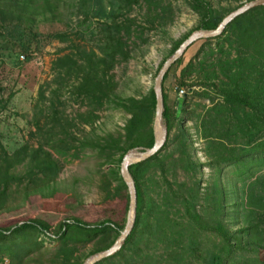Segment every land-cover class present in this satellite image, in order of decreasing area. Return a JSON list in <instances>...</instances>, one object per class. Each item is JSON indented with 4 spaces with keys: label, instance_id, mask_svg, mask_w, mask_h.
<instances>
[{
    "label": "trees",
    "instance_id": "obj_1",
    "mask_svg": "<svg viewBox=\"0 0 264 264\" xmlns=\"http://www.w3.org/2000/svg\"><path fill=\"white\" fill-rule=\"evenodd\" d=\"M62 1L0 0V49L26 60L39 51L43 40L67 43L69 49L52 60V79L39 88L31 133L36 145L26 143L10 153L0 142V213L13 208L15 194L23 193L24 200L30 192L53 197L60 171L56 157L76 156L85 149L94 152L101 167L108 166L101 174L105 198L123 193L128 205L120 175L122 157L130 149L153 145V86L140 97H122L115 69L129 61L137 40L149 42L146 31L164 30L174 22L172 1L71 0L76 28L85 26L75 34L87 31L94 43L90 49L73 41L66 31L37 29L40 22L62 15ZM184 1L198 17L195 30H214L240 7L221 12L207 0ZM136 8L143 11L141 20L132 15ZM188 36L176 41L169 55ZM181 64L180 57L162 82L164 145L149 159L129 167L136 189L134 225L121 248L96 264H264V6L237 16L220 35L202 39L180 69L176 91L198 86L193 93L209 102L198 104L199 112L188 111V93L179 98V115V99L168 104L163 83L170 70ZM69 101L77 105L74 117L66 113ZM107 108H120L130 117L120 131L97 135L93 126ZM192 119L205 141L206 165L215 174L203 192L198 177L203 164L193 158L185 127ZM169 145L174 149L166 152ZM177 168L191 172L193 180L169 181L168 171ZM7 222L8 226L0 227V264L29 262L42 248L40 236L45 234L57 243L51 263L83 264L112 246L125 226L109 219L95 225L77 218L55 224L21 218ZM89 243L93 246L82 257L79 247Z\"/></svg>",
    "mask_w": 264,
    "mask_h": 264
},
{
    "label": "rangeland",
    "instance_id": "obj_2",
    "mask_svg": "<svg viewBox=\"0 0 264 264\" xmlns=\"http://www.w3.org/2000/svg\"><path fill=\"white\" fill-rule=\"evenodd\" d=\"M176 8V18L166 29H153L146 31L144 37L149 38L147 44L137 40L136 46H132L133 52L129 61L115 69L116 79L119 82L118 94L122 97H140L146 94L153 86L158 71L165 60L171 56L169 51L172 45L185 36L196 31L198 22L197 15L192 12L184 0H171ZM213 8L223 11L235 9L251 0H207ZM71 0L62 1L60 11L62 15L56 19H49L38 24L37 29L42 33L53 31H66L73 41L80 43L86 49L94 48L92 36L87 32L75 34V30L82 31L85 26L76 28V16L71 12ZM142 10L136 8L132 12L138 20L142 18ZM78 36V37H75ZM202 43V39L190 45L181 56L182 64L173 67L168 73L163 86L168 95V104L172 106L177 101L179 90L176 91V79L180 69L193 57ZM67 43L58 40H43L39 51L34 53L30 59L26 60L22 55H15L10 50L0 49V142L8 152H13L23 144L33 145L37 139L31 135L34 130L32 118L34 115V104L37 102L39 88L45 82L52 79L51 63L57 56L69 51ZM191 81H189L190 83ZM181 89V88H180ZM184 93H188L189 112L200 111L198 104H207L208 101H200L193 93L198 91V86H193L191 90L182 87ZM48 91L46 92V94ZM11 97V98H10ZM180 107L181 113V105ZM66 113L75 116L77 105L69 101L66 105ZM178 114V115H179ZM130 116L120 108H107L100 112L99 119L93 126L94 133L104 135L109 132L120 131ZM195 119L185 122V127L191 139L193 158L203 164L200 184L201 192L204 191L207 181H211L215 175L213 170L206 165L209 161L205 153V141L199 135L195 127ZM89 131L87 126H80ZM75 130V129H74ZM77 131V130H75ZM174 132H171L170 138ZM173 145H169L166 152L172 151ZM164 153V152H163ZM56 157V155H55ZM60 163V171L55 183L56 193L53 197H41L39 192H30L27 200L23 199V193L15 194L12 198L13 208L8 212L0 213V227L8 226L10 219H40L49 224L59 221L70 222L71 218H77L82 222L95 225L99 221L109 219L117 224H126L128 205L122 195L112 199H106V191L101 184V174L108 169V166H100L98 159L91 149H85L76 156L56 157ZM229 169H227V173ZM191 172H184L177 168L169 170L167 178L169 181L190 183L193 179ZM115 183L112 184L114 186ZM128 192V191H127ZM152 197L155 191L152 190ZM127 205V207H126ZM11 223V222H10ZM20 224V223H19ZM264 225V223H263ZM51 235L45 234L40 239L44 241L42 248L37 250L29 262L24 264H53L50 262L56 242H52ZM93 244L89 243L79 247V254L86 256ZM87 259V258H86ZM85 259V260H86ZM84 260V261H85ZM196 264V263H190Z\"/></svg>",
    "mask_w": 264,
    "mask_h": 264
},
{
    "label": "water",
    "instance_id": "obj_3",
    "mask_svg": "<svg viewBox=\"0 0 264 264\" xmlns=\"http://www.w3.org/2000/svg\"><path fill=\"white\" fill-rule=\"evenodd\" d=\"M264 6V0H251L244 3L237 9L230 12L226 15L218 26L214 30H196L192 32L174 51V53L169 56L162 67L157 73V76L154 80L153 90L156 97L155 105V115L152 123V132H153V145L150 148H133L128 150L122 157L120 163V175L123 182L125 183L129 195V205L127 213V221L124 226L123 231L120 233L116 241L108 249L95 253L89 256L83 264H96L105 258L112 256L116 253L122 246L125 238L130 233L136 216V189L134 180L129 172V167L133 164L145 161L155 155L161 147L164 145L167 138V128L163 119L164 103L162 95V82L164 75L167 73L171 65L178 60L184 53V51L192 45L194 42L200 39L213 38L220 35L225 28V26L231 22L237 16L247 12L248 10ZM181 99H179V106ZM180 112V107L177 109V115Z\"/></svg>",
    "mask_w": 264,
    "mask_h": 264
},
{
    "label": "built area",
    "instance_id": "obj_4",
    "mask_svg": "<svg viewBox=\"0 0 264 264\" xmlns=\"http://www.w3.org/2000/svg\"><path fill=\"white\" fill-rule=\"evenodd\" d=\"M185 93H184V90L181 88V89H179V96L181 97V96H183Z\"/></svg>",
    "mask_w": 264,
    "mask_h": 264
}]
</instances>
